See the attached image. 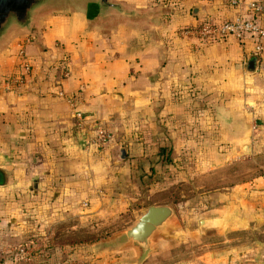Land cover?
<instances>
[{
  "label": "crops",
  "instance_id": "0c3cea01",
  "mask_svg": "<svg viewBox=\"0 0 264 264\" xmlns=\"http://www.w3.org/2000/svg\"><path fill=\"white\" fill-rule=\"evenodd\" d=\"M117 1L145 16L97 26L78 0L42 12L33 34L14 33L0 46V222L26 206L85 205L81 193L76 202L62 194L75 191L91 155L109 143L120 150V171L137 159L145 173L148 159L161 157L162 126L172 134L170 155L194 141L214 150L229 142L232 154L250 136L249 112L264 105V50L252 56L250 35L203 43L178 34L203 18L230 20L243 8L228 0ZM254 19L264 28V15ZM11 75L22 83L3 90ZM98 125L109 134L100 152L91 142ZM150 144L156 149L149 155ZM84 184L96 188L88 177Z\"/></svg>",
  "mask_w": 264,
  "mask_h": 264
},
{
  "label": "rangeland",
  "instance_id": "374dc122",
  "mask_svg": "<svg viewBox=\"0 0 264 264\" xmlns=\"http://www.w3.org/2000/svg\"><path fill=\"white\" fill-rule=\"evenodd\" d=\"M253 107L262 111L250 110L251 134L232 154L229 142L214 150L213 143L194 141L171 156L172 134L162 126L165 151L148 159L143 173L129 149L137 162L120 171V150L107 144L91 155L75 191L62 194L76 202L81 193L85 205L26 206L15 220L0 222V264H264V105ZM150 145L149 155L156 149ZM215 152L225 155L214 159ZM85 177L96 188L88 191ZM151 204L171 205L174 219L144 256L131 244L108 242Z\"/></svg>",
  "mask_w": 264,
  "mask_h": 264
},
{
  "label": "water",
  "instance_id": "95a60500",
  "mask_svg": "<svg viewBox=\"0 0 264 264\" xmlns=\"http://www.w3.org/2000/svg\"><path fill=\"white\" fill-rule=\"evenodd\" d=\"M78 0H0V46L14 33L35 32V21L44 11L70 6ZM89 8L90 22L105 25L112 19L135 22L145 16L128 10L117 0H85ZM174 210L169 204H151L144 208L136 220L120 232L110 243H127L137 250V257L148 251L153 236L164 235L173 223ZM172 222V223H171Z\"/></svg>",
  "mask_w": 264,
  "mask_h": 264
},
{
  "label": "built area",
  "instance_id": "2783aa9c",
  "mask_svg": "<svg viewBox=\"0 0 264 264\" xmlns=\"http://www.w3.org/2000/svg\"><path fill=\"white\" fill-rule=\"evenodd\" d=\"M155 4H159L161 0H152ZM232 5L243 8V13H238L230 20L217 22L211 19L203 18L193 26L183 27L178 30V34L184 37H191L197 42H215L223 39L227 34L235 37H243L250 35L254 39V45L251 50L253 57L257 59L264 50V28L259 26L254 19V15H264V2L257 1H240L228 0ZM23 69L28 70V64H23ZM22 83V76L11 75L2 85L3 90L13 88L17 90ZM77 119L80 118L79 113H75ZM109 138V134L100 125L95 127V137L92 143L97 146H102Z\"/></svg>",
  "mask_w": 264,
  "mask_h": 264
},
{
  "label": "trees",
  "instance_id": "16d2710c",
  "mask_svg": "<svg viewBox=\"0 0 264 264\" xmlns=\"http://www.w3.org/2000/svg\"><path fill=\"white\" fill-rule=\"evenodd\" d=\"M164 151H165V149L163 147H160L161 156L163 155ZM164 158L167 159V156H165ZM168 160H169V158H168Z\"/></svg>",
  "mask_w": 264,
  "mask_h": 264
}]
</instances>
